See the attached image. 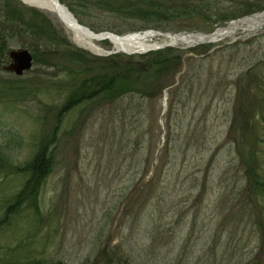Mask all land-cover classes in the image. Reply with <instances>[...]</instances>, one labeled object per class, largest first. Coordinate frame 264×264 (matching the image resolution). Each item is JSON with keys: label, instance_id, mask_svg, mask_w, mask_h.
Returning a JSON list of instances; mask_svg holds the SVG:
<instances>
[{"label": "rangeland", "instance_id": "rangeland-1", "mask_svg": "<svg viewBox=\"0 0 264 264\" xmlns=\"http://www.w3.org/2000/svg\"><path fill=\"white\" fill-rule=\"evenodd\" d=\"M61 2L95 32L147 23ZM23 3L58 34L39 41L16 22L2 50L0 66L16 48L34 62L21 76L0 70V217L33 181L22 169L28 160L43 152L50 168L36 200L29 195L0 225V264H264V28L166 47L180 59L137 71L121 90L115 71L148 52L117 50L109 39L98 42L107 52H93L56 12ZM210 5L206 17L159 28L210 33L264 11H251L264 0Z\"/></svg>", "mask_w": 264, "mask_h": 264}, {"label": "trees", "instance_id": "trees-1", "mask_svg": "<svg viewBox=\"0 0 264 264\" xmlns=\"http://www.w3.org/2000/svg\"><path fill=\"white\" fill-rule=\"evenodd\" d=\"M82 1L86 6L96 8L99 4V6L104 7L106 10L125 18L144 20L147 23L136 28L137 30H143L147 28L163 27L165 23L172 20H180L198 15L206 17V13L204 12L208 13V11L211 10L210 3L214 0H102L98 2V4L96 0ZM169 1H171V4L168 5ZM261 9H264V5H257V7L253 8L251 11L254 12ZM72 10H74L75 13V9L73 8ZM224 15L225 16L222 17L223 20L230 19L226 14ZM3 22H9L10 25L5 27L0 26V64L4 58L2 50H4L5 45H7V36L10 32V26L15 25L16 22H18L21 27H25L28 32L39 41L43 38L56 40L58 34L55 25L44 12L27 6L20 0H0V25H2ZM91 28L95 30L94 26H91ZM174 52L175 50L172 48L148 52L142 55V57L152 58L146 60L149 62L143 61L141 64L126 61L123 64L124 70L122 72L115 71V76H113V78H120L122 81L121 90H123V87L129 88L133 84V76L137 71L148 73L155 64H161L163 69L169 57L179 60L180 56L174 54ZM107 59L109 60L110 57ZM134 88L133 86L129 90H133ZM69 104L70 102L67 103L66 107H68ZM48 163L49 161L43 156V152H39L24 164L22 169H27L29 173H32L33 181L32 183H27L25 188H21L13 195L11 201L5 207L4 215L0 217V225L8 224L15 214L21 212L24 200L29 195L36 200L37 194L40 191L39 181L42 182L49 172L50 165ZM257 183L260 185V189L264 190V185L259 182Z\"/></svg>", "mask_w": 264, "mask_h": 264}, {"label": "bare ground", "instance_id": "bare-ground-1", "mask_svg": "<svg viewBox=\"0 0 264 264\" xmlns=\"http://www.w3.org/2000/svg\"><path fill=\"white\" fill-rule=\"evenodd\" d=\"M25 3L30 5L47 9L51 12H56L63 23L66 25L67 29L72 33L73 39L80 46L92 50L96 53H104L107 52L103 49L98 42L100 40L109 39L115 46V49L127 52L134 53H145L146 51L153 50L158 46H162L164 44H172L178 45L181 47H191L195 46L197 42H217L226 37L233 36V34L240 28H244L246 30L257 29L261 30L264 28V13H258L254 17H249L244 21L240 22H229L228 25L220 27L216 30V33L213 35H170V37H164L161 35H154V33H150L148 36H144L141 34H127L121 36L113 35L111 33H102L96 34L91 33L88 30L79 27L74 23L72 16L69 11L59 5L56 4L55 0H22ZM104 32V31H103ZM117 34V33H116ZM162 37L161 40H154L155 37ZM152 38V39H151ZM167 96V95H166ZM166 100V97H165Z\"/></svg>", "mask_w": 264, "mask_h": 264}, {"label": "water", "instance_id": "water-1", "mask_svg": "<svg viewBox=\"0 0 264 264\" xmlns=\"http://www.w3.org/2000/svg\"><path fill=\"white\" fill-rule=\"evenodd\" d=\"M55 1H56V4L58 3L59 5L65 7L69 11V13L72 16V18L74 20V23L76 25H78L81 28H84V29L88 30L91 33H96L90 27H88V26L80 23V21L78 20V18L74 15V13L69 9V7L67 5H65L64 3H62L60 0H55ZM258 13H264V11H261V12H258ZM258 13H252L250 15L243 16L241 18H238V19H235V20L230 21V23L231 22L244 21L245 19H248L249 17L256 16ZM216 30L213 31V32H210V33H204V32H188V31H182V32H179V33H171V32H166L164 30L162 31L160 29H147V30H142V31H137V32L125 33L124 35H127V34H136V33L141 34L142 33L144 36H148L152 32L154 33V35L156 34V35H161V36H164V37H170V35H179V34H182V35H197V34L213 35V34L216 33ZM256 31H257V29H252L245 36L252 35ZM102 33H111L113 35L121 36V35H118V34H116L114 32H110V31L99 32V33H96V34H102ZM245 36H241V37H238V38H234V39H232V41H235L237 39L243 38ZM200 43H203V42H197V43H195V45H198ZM167 46H174V45H172V44H164L162 46H158L156 48H153V50L160 49V48H164V47H167ZM125 52H127V51H125ZM127 53H133V52H127ZM8 54H9V61L7 62V64H5V65L2 66V69L7 70V71L14 72L16 75L21 76V75L24 74L25 71H27V70H29V69L32 68L33 61H34V56H33V54L28 49H26V48L11 49ZM172 86L173 85L169 86V88L172 87Z\"/></svg>", "mask_w": 264, "mask_h": 264}]
</instances>
